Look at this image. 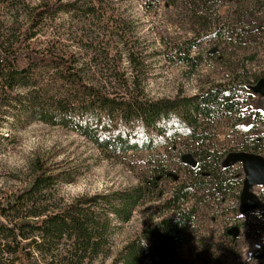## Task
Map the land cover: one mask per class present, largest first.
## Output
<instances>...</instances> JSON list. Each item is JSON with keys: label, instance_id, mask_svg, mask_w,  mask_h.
<instances>
[{"label": "trees", "instance_id": "16d2710c", "mask_svg": "<svg viewBox=\"0 0 264 264\" xmlns=\"http://www.w3.org/2000/svg\"><path fill=\"white\" fill-rule=\"evenodd\" d=\"M116 15L109 0H0V152L13 138L1 134L8 125L10 134L33 124L64 129L106 158L164 148L177 155L186 140L190 149L178 163L191 175L157 169L135 187L65 204L57 188L75 175L35 156L17 187L0 184V264H180L191 242L196 209L188 202L195 191L217 179L225 201L238 188L216 177L223 157L205 147L213 137L203 126L223 112L244 121L237 91L247 72L240 68L227 85L210 84L193 96L149 99L145 56ZM212 34L220 38L221 30ZM199 47H177L176 62L197 67L200 60L189 54ZM124 60L133 73L121 69ZM256 120L264 125V115ZM166 179L174 188L155 194ZM154 195L159 205L147 212L145 227L115 252L121 226ZM254 258L263 261L264 253Z\"/></svg>", "mask_w": 264, "mask_h": 264}, {"label": "rangeland", "instance_id": "374dc122", "mask_svg": "<svg viewBox=\"0 0 264 264\" xmlns=\"http://www.w3.org/2000/svg\"><path fill=\"white\" fill-rule=\"evenodd\" d=\"M109 1L117 9L116 16L128 23L136 51L145 56L142 72L146 81L142 87L149 99L193 96L210 84L227 85L238 69L247 72L237 91L244 121L238 123L236 115L223 112L213 122L204 121L203 126L213 137L209 147H205L217 155L229 152L216 177L230 179L239 186L225 201L217 192L216 178L195 191L188 202V208L196 209L191 242L180 251V264H264V260L254 258L264 253V182L252 185L245 191L247 200L241 201L236 192L242 190L241 183L246 187L253 170L247 167L242 154L233 152L250 148L258 139L260 143L253 148L264 159V125L256 122V114L264 115V95L245 89L255 87L256 81L264 78V0ZM63 19L66 21L67 17ZM216 27L221 30L220 38L211 35ZM205 37L212 38L205 41ZM188 43L200 44L189 54L200 60L195 68L176 62V48ZM118 52H122L120 47ZM125 55L127 52L123 51ZM121 69L127 75L134 72L125 60ZM10 133L9 125L1 131L4 137L13 138L2 143L0 184L6 189L17 187L25 178L29 161L39 156L49 165L75 175L71 182L57 188L65 204L85 195L135 187L157 169L178 173L180 179L191 175L178 163V156L190 149L186 140L179 142L177 155L164 148L154 153L106 158L86 140L61 128L33 124ZM226 165L232 169L226 170ZM174 186L166 179L157 185L155 194L161 190L170 192ZM154 196L136 210L130 222L121 226L115 238V252L145 227L147 212L159 205ZM228 229L237 232L228 234Z\"/></svg>", "mask_w": 264, "mask_h": 264}, {"label": "flooded vegetation", "instance_id": "af4514ba", "mask_svg": "<svg viewBox=\"0 0 264 264\" xmlns=\"http://www.w3.org/2000/svg\"><path fill=\"white\" fill-rule=\"evenodd\" d=\"M261 80H264V78L257 80L256 84ZM256 84H255V86H256ZM233 152L242 154L244 156L243 161L246 163L247 167L253 170V173L249 179V183H259L264 179V163H262V161H261V160H263V162H264V159L261 158L262 157L261 154L259 155L255 151V148H252V147L243 148L242 147V148L238 149L237 152L236 151H233ZM226 154H223V156H222L223 158L220 160L221 165H222V162L225 159V157L229 154V152L227 155ZM228 168H230V170L232 169V167H228ZM241 187H242V190L240 191V193L239 192L237 193V197H239V199H241V201H242V198H243V200H247L248 197L244 193L245 188H243L244 187L243 183H241ZM227 233L229 234V233H234V232H233V230L230 229V230H228Z\"/></svg>", "mask_w": 264, "mask_h": 264}, {"label": "water", "instance_id": "95a60500", "mask_svg": "<svg viewBox=\"0 0 264 264\" xmlns=\"http://www.w3.org/2000/svg\"><path fill=\"white\" fill-rule=\"evenodd\" d=\"M252 92L254 94H261L264 95V80L259 81L255 87L252 88ZM264 182V179L261 181ZM253 184L255 183H247L246 187H245V191L248 190ZM244 191V193H245ZM246 194V193H245ZM232 230V229H231ZM233 232L236 234L237 231H235V229L233 230Z\"/></svg>", "mask_w": 264, "mask_h": 264}]
</instances>
